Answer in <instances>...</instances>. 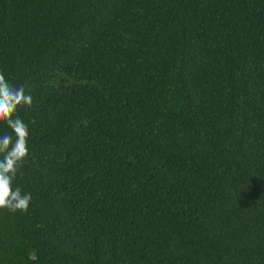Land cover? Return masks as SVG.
I'll return each mask as SVG.
<instances>
[{
	"label": "trees",
	"instance_id": "trees-1",
	"mask_svg": "<svg viewBox=\"0 0 264 264\" xmlns=\"http://www.w3.org/2000/svg\"><path fill=\"white\" fill-rule=\"evenodd\" d=\"M0 72V264H264V0H0Z\"/></svg>",
	"mask_w": 264,
	"mask_h": 264
},
{
	"label": "clouds",
	"instance_id": "clouds-1",
	"mask_svg": "<svg viewBox=\"0 0 264 264\" xmlns=\"http://www.w3.org/2000/svg\"><path fill=\"white\" fill-rule=\"evenodd\" d=\"M32 105L33 97L27 85L14 86L0 72V122L10 130L0 135V210L12 213L26 212L32 201L31 193L13 187L21 168L28 163L35 164L34 158L29 159V126L16 115L18 108ZM30 123L34 125L36 121L33 119Z\"/></svg>",
	"mask_w": 264,
	"mask_h": 264
}]
</instances>
